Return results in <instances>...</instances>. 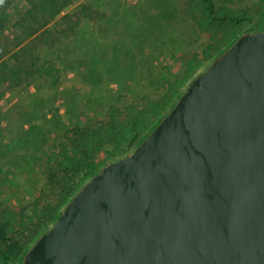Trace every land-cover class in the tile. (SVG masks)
Instances as JSON below:
<instances>
[{
    "label": "water",
    "instance_id": "1",
    "mask_svg": "<svg viewBox=\"0 0 264 264\" xmlns=\"http://www.w3.org/2000/svg\"><path fill=\"white\" fill-rule=\"evenodd\" d=\"M22 264H264V30L91 176Z\"/></svg>",
    "mask_w": 264,
    "mask_h": 264
},
{
    "label": "rangeland",
    "instance_id": "2",
    "mask_svg": "<svg viewBox=\"0 0 264 264\" xmlns=\"http://www.w3.org/2000/svg\"><path fill=\"white\" fill-rule=\"evenodd\" d=\"M253 1L233 0L229 5ZM184 2L73 0L48 24L49 32L40 38L35 53L57 66V80L43 76L19 86H3L0 201L16 208L37 199L47 188L45 152L73 125L97 123L111 106L159 98L181 75L187 59L201 51L210 37L184 11ZM82 4L86 10L81 12ZM15 5L12 22L23 16L27 2L15 0ZM65 13L74 14L72 20L62 19ZM77 13L81 17L71 30L68 25ZM7 41L0 39L5 48L13 38ZM109 158L103 151L98 161ZM48 196L44 202L51 199Z\"/></svg>",
    "mask_w": 264,
    "mask_h": 264
},
{
    "label": "trees",
    "instance_id": "3",
    "mask_svg": "<svg viewBox=\"0 0 264 264\" xmlns=\"http://www.w3.org/2000/svg\"><path fill=\"white\" fill-rule=\"evenodd\" d=\"M24 1L27 5L23 16L12 22L11 10L17 7L15 0H0V39L7 43L8 38L9 42L13 38L6 48L0 42V99L6 84L19 86L43 76L57 80V66L49 60H40L35 49L49 32L48 24L73 0ZM232 1L185 0L184 11L210 37L201 51L187 59L181 75L168 83L159 98H147L142 103L131 102L123 107L111 106L103 120L73 125L63 140L45 152L47 188L37 199L16 208L0 201V264H22L27 249L55 222L79 188L102 166L127 155L138 145L174 106L203 65L220 56L244 32L264 30V0L238 7L230 6ZM84 6L80 7L81 12ZM73 15L65 13L61 18L72 20ZM76 17L68 25L71 30L81 14L77 13ZM38 36L41 37L36 40ZM103 151L110 158L99 162L98 156ZM46 195L52 197L44 202Z\"/></svg>",
    "mask_w": 264,
    "mask_h": 264
}]
</instances>
